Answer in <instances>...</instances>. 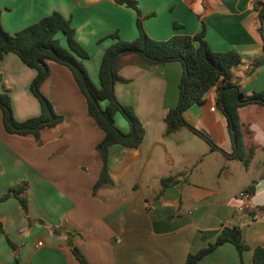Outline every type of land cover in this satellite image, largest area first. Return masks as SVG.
Here are the masks:
<instances>
[{"label": "crops", "instance_id": "crops-1", "mask_svg": "<svg viewBox=\"0 0 264 264\" xmlns=\"http://www.w3.org/2000/svg\"><path fill=\"white\" fill-rule=\"evenodd\" d=\"M136 1L148 36L165 40L193 35L203 26L211 50L239 54L231 81L240 92L264 90V3L260 16L258 0ZM53 11L73 27L88 54L83 64L95 85L102 53L112 42L107 36L117 32L129 41L137 35L135 11L113 0H0V22L8 33ZM56 37L66 46L63 34ZM47 66L40 90L63 116L59 123L41 129L37 137L11 134L4 130L0 112V195L20 182L28 185L27 212L14 197L0 201V264H80L72 247L89 264H183L188 253L213 239H202L200 231L225 225L240 228L250 248L242 260L252 264L251 249L264 246V211H257L264 203L263 106L244 104L237 110L244 145L254 148L244 166L227 156L234 143L216 85L201 103L182 112L187 123L220 148L211 150L186 126L166 132L164 116L178 102L181 64H147L136 55H122L115 63L114 94L132 106L144 134L137 147H109V180L94 189L102 166L96 144L103 133L87 114L70 71L53 61ZM0 74L9 89L13 117L22 121L39 115V103L29 90L35 70L9 52L0 58ZM114 123L129 131L119 112ZM168 175L181 182L163 188L161 178ZM252 182L248 206L239 211L238 194ZM196 264H240V259L235 246L225 242Z\"/></svg>", "mask_w": 264, "mask_h": 264}, {"label": "trees", "instance_id": "trees-1", "mask_svg": "<svg viewBox=\"0 0 264 264\" xmlns=\"http://www.w3.org/2000/svg\"><path fill=\"white\" fill-rule=\"evenodd\" d=\"M117 5L131 8L136 14L137 35L134 39L126 41L119 37L117 32L108 35L112 42L104 49L98 66V84L95 85L89 77L83 60L88 57L87 52L80 46L74 37V29L68 19L59 12L53 11L38 21L24 26L14 33L6 32L0 22V58L3 54L14 53L28 67L35 70V76L29 84V90L37 99L40 113L37 116L17 121L13 117L9 89L4 86L0 74V112L1 122L7 133L37 137L40 130L52 127L59 123L63 116L52 109L50 101L43 95L40 86L48 76V61L65 66L71 73L76 85L86 101V112L94 120L103 133L101 140L96 144L102 166L100 176L94 189L109 180L107 171L108 149L111 145L120 144L126 147H137L143 137L144 128L136 116L132 106L120 103L114 94V83L117 79L115 63L122 55H136L140 62L147 64H162L169 61H178L182 66L179 83V95L176 106L168 109L164 116L166 132H173L182 126L188 127L201 136L211 150L220 149L202 130L187 123L182 112L193 103H201L203 95L214 85L217 86L219 96L218 104L222 105L228 133L235 138L234 149L227 155L230 159L240 160L247 166L253 156L254 148L245 146L243 131L238 117V108L244 104H257L264 107V90L255 91L250 95H243L238 86L231 81V68L240 60L234 51L216 52L210 49L204 39V27L193 35L177 34L165 40H155L145 32L143 16L137 7L136 0H113ZM263 0L256 1L263 16ZM57 33L63 34L66 46L60 44ZM264 40V38H263ZM264 51V44H263ZM105 102L102 106L101 103ZM119 112L129 125L128 132H122L114 123V115ZM174 176H163V188L180 183ZM27 182L23 181L9 187L0 195V201L8 197L17 199L20 207L27 212ZM250 195L254 192V182L245 189ZM258 212L264 211V203L257 207ZM254 212H251V216ZM0 232L2 227L0 224ZM206 244L188 253L183 264H196L203 257L211 253L218 245L225 242L233 244L238 253L240 264H244L242 254L250 249L244 243L241 230L238 226H222L217 230L200 231ZM5 239L12 249L15 246L5 235ZM252 264H264V246L257 245L251 249ZM72 252L80 264H89L76 247Z\"/></svg>", "mask_w": 264, "mask_h": 264}, {"label": "built area", "instance_id": "built-area-1", "mask_svg": "<svg viewBox=\"0 0 264 264\" xmlns=\"http://www.w3.org/2000/svg\"><path fill=\"white\" fill-rule=\"evenodd\" d=\"M238 197L241 200V204H239L237 209L239 211H241L248 206L250 194L247 191L243 190V191L239 192ZM255 217H256V215L253 214L251 216V219H254ZM38 244H40V242H38Z\"/></svg>", "mask_w": 264, "mask_h": 264}, {"label": "water", "instance_id": "water-1", "mask_svg": "<svg viewBox=\"0 0 264 264\" xmlns=\"http://www.w3.org/2000/svg\"><path fill=\"white\" fill-rule=\"evenodd\" d=\"M221 107V109H222V105L220 106ZM233 143L235 144V138L233 137Z\"/></svg>", "mask_w": 264, "mask_h": 264}, {"label": "rangeland", "instance_id": "rangeland-1", "mask_svg": "<svg viewBox=\"0 0 264 264\" xmlns=\"http://www.w3.org/2000/svg\"><path fill=\"white\" fill-rule=\"evenodd\" d=\"M93 82V81H92ZM95 84V82H93ZM42 240V239H41Z\"/></svg>", "mask_w": 264, "mask_h": 264}]
</instances>
